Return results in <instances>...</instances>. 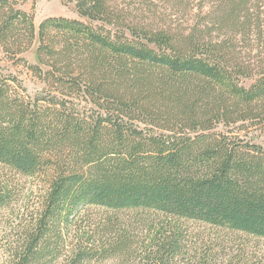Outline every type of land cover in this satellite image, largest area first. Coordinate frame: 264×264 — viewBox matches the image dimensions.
<instances>
[{
    "label": "trees",
    "instance_id": "obj_1",
    "mask_svg": "<svg viewBox=\"0 0 264 264\" xmlns=\"http://www.w3.org/2000/svg\"><path fill=\"white\" fill-rule=\"evenodd\" d=\"M198 1L162 25L78 0L98 26L36 28L0 0L2 264H264V0ZM35 43L31 96L2 63Z\"/></svg>",
    "mask_w": 264,
    "mask_h": 264
},
{
    "label": "rangeland",
    "instance_id": "obj_2",
    "mask_svg": "<svg viewBox=\"0 0 264 264\" xmlns=\"http://www.w3.org/2000/svg\"><path fill=\"white\" fill-rule=\"evenodd\" d=\"M16 6L21 10L27 12L34 21L36 28L49 17H65L69 19H76L83 21L87 24L98 26V22H92L87 18L81 17L77 12L78 0H14ZM111 6L119 8L133 9L142 15V18L146 21L154 19L159 24H173L176 19L181 21L186 18L185 15H179L181 9H195L200 6L201 2L198 0L182 1V0H109ZM203 4L206 8L212 5L211 0L205 1ZM264 10V9H263ZM154 13V14H153ZM179 15V16H178ZM264 15V14H263ZM242 39V36H240ZM36 48L35 43L30 50L22 55L27 64L12 65L10 62H4L2 65L6 68L4 73L12 74L16 76L26 88L28 94L36 96L43 90H45L44 82L35 75L34 71L30 69L29 65H36ZM258 50H255L253 54H256ZM251 80H246L242 84L249 86ZM236 127H224L219 125L213 130V133H227L229 130H236ZM258 135V136H257ZM246 138V137H244ZM252 138L253 142L264 146V136H260L259 132L249 131L246 140ZM21 183L24 185V201L22 205L31 204V200L38 196L39 189L41 188L40 181L34 177H20ZM4 231L0 228V264L5 260L4 252Z\"/></svg>",
    "mask_w": 264,
    "mask_h": 264
}]
</instances>
